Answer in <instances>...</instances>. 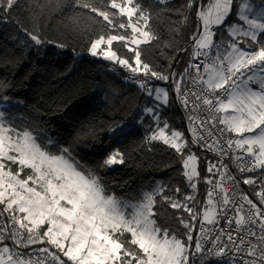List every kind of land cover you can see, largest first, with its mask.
I'll use <instances>...</instances> for the list:
<instances>
[{
    "label": "snow or ice",
    "instance_id": "1",
    "mask_svg": "<svg viewBox=\"0 0 264 264\" xmlns=\"http://www.w3.org/2000/svg\"><path fill=\"white\" fill-rule=\"evenodd\" d=\"M158 2L166 10L168 0ZM17 3L0 0V23ZM195 3L188 0L186 7ZM67 6L86 10L84 15L107 28L130 30L98 35L88 52L119 65L149 97L154 94L160 104L142 112L158 125L160 106H170V100L169 90L154 82L171 80L177 101L188 112L191 143L216 157L207 166L211 176L204 178L206 206L197 211L200 202L194 194L175 199L165 195L168 186L160 183L141 191L134 202L107 194L101 178L73 155L72 145L59 146L45 131L17 127V117L0 110V220L6 221L0 223V264H218L225 256L230 257L227 264H264V4L257 10L251 0H209L197 11L192 59L182 73L169 75L142 59L140 45L157 37L151 14L137 0H70ZM121 17L127 22L116 23ZM72 19L79 23L78 16ZM22 30L34 46L46 43ZM114 42L127 47L130 57H120ZM7 90L0 84V91ZM0 101L11 103L3 95ZM82 103L87 107L94 97L85 96ZM138 117L143 119L139 111L109 128L110 142H123ZM163 125L146 140L161 141L180 155L183 175L195 193L200 158L190 151L183 132L169 134L167 121ZM225 157L245 177L244 185L257 186L253 196L237 191L241 181ZM123 163L117 150L101 168ZM165 206L179 210L173 219L182 232L158 222L157 209ZM197 221L199 235L194 237ZM221 221L226 227H218Z\"/></svg>",
    "mask_w": 264,
    "mask_h": 264
},
{
    "label": "trees",
    "instance_id": "2",
    "mask_svg": "<svg viewBox=\"0 0 264 264\" xmlns=\"http://www.w3.org/2000/svg\"><path fill=\"white\" fill-rule=\"evenodd\" d=\"M207 1L196 0L188 9V0H168L165 10L158 0H137L151 14V30L157 37L140 45L143 61L159 72L182 73L188 62L187 53L182 50L183 42H191L197 31V7L202 8ZM252 1L264 3V0ZM69 2L18 0L10 15L0 23V84L8 89L0 91V95L23 102L8 108L17 117L15 125L26 126L34 133L49 132L59 146L72 145L73 155L101 178L107 194L137 198L143 189L160 183L168 186L165 195L182 200L185 195L194 194L197 201H202L204 183L199 181L195 193L191 192L180 155L161 141L146 140L155 122L142 110L151 105V98L138 85L123 79L128 72L119 65L88 55L90 42L98 35L130 30L107 28L84 15L86 10L68 7ZM76 16L78 24L72 19ZM184 17L188 18L186 23H182ZM120 22L126 23L127 18H118L116 23ZM22 29L39 35L46 43L34 46ZM113 49L122 58L131 55L121 42H114ZM166 86L170 106H160V123L167 121L170 131L183 129L175 93L169 83ZM85 96L94 97V103L84 106ZM138 111L143 119L137 118L129 129L131 134L121 143L110 142L109 128L126 123ZM190 147L196 150L191 142ZM117 150L123 153L124 163L101 168L107 155ZM199 172L201 178L208 173L204 163ZM176 188L181 192L176 193ZM157 210L161 212L159 223L183 231L173 219L180 214L179 210L170 206ZM184 216L188 218L186 213Z\"/></svg>",
    "mask_w": 264,
    "mask_h": 264
},
{
    "label": "built area",
    "instance_id": "3",
    "mask_svg": "<svg viewBox=\"0 0 264 264\" xmlns=\"http://www.w3.org/2000/svg\"><path fill=\"white\" fill-rule=\"evenodd\" d=\"M197 8L199 10V7H197ZM196 18H197V14H196ZM182 50H185L186 53H187V56H188V62H187V65H186V67H187L188 64H189V62H190V60L192 59V53H193L192 42H189V43L183 42ZM193 62H195V61L193 60ZM172 72H173L172 70H167V71H164L162 73L164 75H169ZM123 79L125 81H127V82H130V83H133V84H136L137 85V83L135 82L136 77H133L130 72H128L125 76H123ZM154 83H155L156 87L159 86V85H165L166 83H169L171 85V80H169L168 82H165V81H155ZM176 102H177V104L179 106V110H180V115H181V121H182V124H183V128L189 133V138H190V142H191L192 133L190 131H188L189 125H188V122H187V119H186V117L188 115V112H187V110H184V109L181 108V105L177 101V99H176ZM201 116L202 117H206L207 114L206 113H202ZM201 133L203 134V131L202 130H201ZM209 142H210V140H209ZM192 145L196 149V151L198 152V154H199V156H200V158H201L202 161H207L208 163L210 161L211 162H215L216 157H215V154L214 153L207 151L205 148L201 147L198 144H192ZM225 163H228L229 164L230 170L234 174H236L237 175V178L241 181L240 184L237 187V191L239 192V191L242 190L244 193L249 194L250 197L253 196L254 193H255V191L257 190V186L244 185L242 183V181H243V179L245 177L239 175V173L236 172V169H235V167L232 166L231 161L229 160V158L225 157ZM208 174H209L208 177H210L211 174L210 173H208ZM215 179H219V177H215ZM208 189H209V186L204 182V191H205L206 200H207V191H208ZM5 222H6L5 220H0V223H5ZM196 223H197V228L195 230V236L199 235V230H198L199 229V222L197 221ZM218 227H226L225 222L224 221H221L220 222V225ZM8 243L10 244L11 242L8 241ZM229 259H230L229 256L221 257L218 262H220V261H226V262H228Z\"/></svg>",
    "mask_w": 264,
    "mask_h": 264
},
{
    "label": "rangeland",
    "instance_id": "4",
    "mask_svg": "<svg viewBox=\"0 0 264 264\" xmlns=\"http://www.w3.org/2000/svg\"><path fill=\"white\" fill-rule=\"evenodd\" d=\"M208 2H209V0L203 5V7L206 6ZM251 3L254 5V7H255L257 10L259 9V7H260L262 4H264V3H262V2H255V1H252V0H251ZM233 22H235V20H230V21H229V23H233ZM88 55H90L89 52H88ZM90 56H91V55H90ZM155 86H156V85H155ZM157 87L167 88L166 84H165V85H159V86H157ZM253 87L255 88V85H253ZM150 98H151V105H150V106L148 105L147 107H152V106H154V105H158V104H160L159 101H156V100L154 99V94H153V96L150 97ZM10 100H11V103H8V102H5V101H0V110L8 109L9 107H12V106H15V105H20V104H16V103H15L16 101H19V100L11 99V98H10ZM153 120H154V119H153ZM154 122H155V125H154L153 129L150 131V134H149V135H151L152 131H158V127H163V126H164L162 123H159V125H158L156 121H154ZM174 130H178V131H181V132L184 133L185 138L189 141V149H190V151H191L192 153H195V154L200 158L198 152H197L196 150H194V149H191V147H190L189 133H188L184 128H183V129H182V128H178V129H174ZM168 131H169V134H170V130H168ZM46 133H47L48 136H50V133H49V132H46ZM187 154H188V153H187ZM187 154H186V155H187ZM202 162H203L206 166H208V162H207V161H202L201 158H200V159H199V164H198V170L200 169V166L202 165ZM114 166H115V165H114ZM206 170H207V167H206ZM208 176H209L208 173H207L206 175H205V173H204V174L202 175V178L200 177V179H199L198 181H194V182H196V183H197V186H198L199 181H200V183H201V182L204 183V178H205V177H208ZM151 189H152V188L149 187V188H145V189H143L142 191H150ZM191 192L193 193L192 188H191ZM112 195H115L118 199H121V200H129L130 202H134L132 199H128V198H126V197H120V196H117L116 194H112ZM139 198H140V196L137 197L136 200H138ZM199 202H200V205L197 207V211L202 212L204 206H206V202H207L206 197L203 198V200H202V201H199ZM201 218H202V217H201Z\"/></svg>",
    "mask_w": 264,
    "mask_h": 264
},
{
    "label": "crops",
    "instance_id": "5",
    "mask_svg": "<svg viewBox=\"0 0 264 264\" xmlns=\"http://www.w3.org/2000/svg\"><path fill=\"white\" fill-rule=\"evenodd\" d=\"M203 163V162H202ZM207 167V166H206Z\"/></svg>",
    "mask_w": 264,
    "mask_h": 264
}]
</instances>
